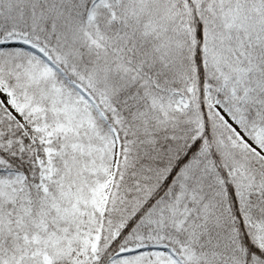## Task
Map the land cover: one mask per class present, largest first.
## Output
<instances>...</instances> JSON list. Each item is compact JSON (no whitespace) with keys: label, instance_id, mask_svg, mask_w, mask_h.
<instances>
[{"label":"snow or ice","instance_id":"snow-or-ice-1","mask_svg":"<svg viewBox=\"0 0 264 264\" xmlns=\"http://www.w3.org/2000/svg\"><path fill=\"white\" fill-rule=\"evenodd\" d=\"M0 264H264V0H0Z\"/></svg>","mask_w":264,"mask_h":264}]
</instances>
